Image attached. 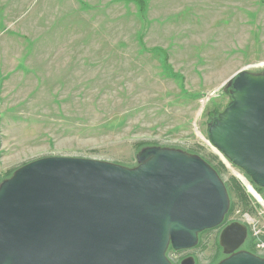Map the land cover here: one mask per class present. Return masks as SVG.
<instances>
[{
	"label": "rangeland",
	"instance_id": "374dc122",
	"mask_svg": "<svg viewBox=\"0 0 264 264\" xmlns=\"http://www.w3.org/2000/svg\"><path fill=\"white\" fill-rule=\"evenodd\" d=\"M146 3L0 0V182L48 156L130 167L146 146L194 151L222 164L232 208L169 257L219 262L234 221L248 228L243 249L264 257V188L208 137L232 100L228 80L264 71V0Z\"/></svg>",
	"mask_w": 264,
	"mask_h": 264
},
{
	"label": "water",
	"instance_id": "95a60500",
	"mask_svg": "<svg viewBox=\"0 0 264 264\" xmlns=\"http://www.w3.org/2000/svg\"><path fill=\"white\" fill-rule=\"evenodd\" d=\"M226 89L209 140L264 188V71H239ZM136 160L48 156L17 168L0 182V264H175L170 247L194 248L224 222L229 191L201 155L150 145ZM247 239L245 224H227L216 264H264Z\"/></svg>",
	"mask_w": 264,
	"mask_h": 264
},
{
	"label": "trees",
	"instance_id": "16d2710c",
	"mask_svg": "<svg viewBox=\"0 0 264 264\" xmlns=\"http://www.w3.org/2000/svg\"><path fill=\"white\" fill-rule=\"evenodd\" d=\"M137 4H138V6H139V8L141 9L140 10V12H146V9H147V6H146V0H134ZM217 116V114H215L213 117H216ZM190 151V150H189ZM190 152H192V153H196V152H194V151H190ZM209 163H211V165L219 172V174H220V167H223L222 166V164L221 163H218V164H214V161H212L211 159H209V158H207V157H205V156H203ZM131 167V166H130ZM232 208V207H231ZM231 210V209H230ZM230 213V211L227 213V215ZM227 215H226V217H225V220H224V222L223 223H225L226 222V218H227ZM240 222V221H239ZM232 223V222H231ZM242 223V222H241ZM228 224V223H227ZM226 224V225H227ZM230 224V223H229ZM225 225V226H226ZM243 248V247H242ZM245 248L246 249H244V250H248V251H250V252H253V248H252V246H250V245H246L245 246ZM170 250H172V249H170ZM223 258V257H222ZM221 258V259H222Z\"/></svg>",
	"mask_w": 264,
	"mask_h": 264
},
{
	"label": "bare ground",
	"instance_id": "6f19581e",
	"mask_svg": "<svg viewBox=\"0 0 264 264\" xmlns=\"http://www.w3.org/2000/svg\"><path fill=\"white\" fill-rule=\"evenodd\" d=\"M236 222H238V221H236Z\"/></svg>",
	"mask_w": 264,
	"mask_h": 264
}]
</instances>
